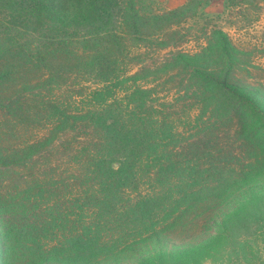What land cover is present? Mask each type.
Instances as JSON below:
<instances>
[{
  "label": "rangeland",
  "instance_id": "1",
  "mask_svg": "<svg viewBox=\"0 0 264 264\" xmlns=\"http://www.w3.org/2000/svg\"><path fill=\"white\" fill-rule=\"evenodd\" d=\"M129 3L138 11V37L125 25L116 30L133 51L130 72H138V85L145 88L139 87L138 98L144 101L140 108H155L176 123V135L160 147L166 149L161 156L190 161L204 178L213 174L219 181L232 180L230 189L236 193L228 203L213 198L188 205L157 238L97 264H136L160 249L196 245L216 232L213 223L245 195L264 192V0ZM9 21L0 14V264L8 255L6 234H19L15 225L34 219V211L50 221L53 214L60 215L59 208L79 203L80 189H62L78 178L63 175L59 166L94 136L83 123L61 129L42 106L49 95L68 99L79 94L82 84L92 87L94 80L79 81L63 67L72 59L67 53L45 55L48 70L30 64L28 51L39 52V59L41 42L35 36L33 45L28 44L34 35L10 30ZM223 78L263 110L253 111L245 99L235 109L227 108L208 88ZM150 171L147 164L139 171L138 187L129 194L133 198L151 189L155 176Z\"/></svg>",
  "mask_w": 264,
  "mask_h": 264
},
{
  "label": "trees",
  "instance_id": "2",
  "mask_svg": "<svg viewBox=\"0 0 264 264\" xmlns=\"http://www.w3.org/2000/svg\"><path fill=\"white\" fill-rule=\"evenodd\" d=\"M125 2L0 0V14L12 24L9 29L34 35L28 44L33 45L35 36L41 42L39 59V52L36 56L28 51L30 64L47 69L45 55L63 52L72 58L63 67L74 71L79 81L94 80L92 87L82 84L74 97L49 95L42 104L46 117L63 130L79 123L93 129L89 143L59 166L63 175L78 178L62 189H80L79 203L59 208L60 215L53 214L50 221L34 211V219L15 225L19 234L5 236V264H97L157 238L188 205L213 198L228 203L235 196L232 180L219 181L213 174L204 178L190 161L161 156L166 149L160 147L176 135V123L155 108H140L144 101L138 98V72L128 67L133 51L116 30L125 25L138 37V11ZM208 88L231 110L243 99L253 111L263 110L226 78L213 80ZM146 164L152 167L154 183L133 198L129 194L138 187V173ZM213 225L216 232L206 240L178 250H157L136 264H264V192L245 195Z\"/></svg>",
  "mask_w": 264,
  "mask_h": 264
}]
</instances>
